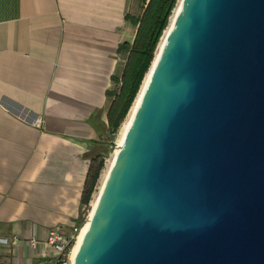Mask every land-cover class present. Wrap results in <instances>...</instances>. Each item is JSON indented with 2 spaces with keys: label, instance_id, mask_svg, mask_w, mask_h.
Listing matches in <instances>:
<instances>
[{
  "label": "water",
  "instance_id": "95a60500",
  "mask_svg": "<svg viewBox=\"0 0 264 264\" xmlns=\"http://www.w3.org/2000/svg\"><path fill=\"white\" fill-rule=\"evenodd\" d=\"M72 264H264V0L181 1Z\"/></svg>",
  "mask_w": 264,
  "mask_h": 264
},
{
  "label": "crops",
  "instance_id": "0c3cea01",
  "mask_svg": "<svg viewBox=\"0 0 264 264\" xmlns=\"http://www.w3.org/2000/svg\"><path fill=\"white\" fill-rule=\"evenodd\" d=\"M147 1L0 0V264L52 262L30 240L78 222Z\"/></svg>",
  "mask_w": 264,
  "mask_h": 264
},
{
  "label": "trees",
  "instance_id": "16d2710c",
  "mask_svg": "<svg viewBox=\"0 0 264 264\" xmlns=\"http://www.w3.org/2000/svg\"><path fill=\"white\" fill-rule=\"evenodd\" d=\"M176 2L177 0H148L146 2L124 72L120 80L116 78V82L120 81L121 85L108 112L106 141L112 137L122 119L127 116L126 114H128L127 112L136 98L135 95H137L141 81L154 58L158 41L168 24ZM103 166L104 157H99L90 169L85 183L82 204L87 205L89 203Z\"/></svg>",
  "mask_w": 264,
  "mask_h": 264
},
{
  "label": "bare ground",
  "instance_id": "6f19581e",
  "mask_svg": "<svg viewBox=\"0 0 264 264\" xmlns=\"http://www.w3.org/2000/svg\"><path fill=\"white\" fill-rule=\"evenodd\" d=\"M181 1L182 0H177V2H176V5H175L170 17H169L168 24H167L166 28L164 29V31H163V33H162V35H161V37H160V39L158 41L157 47H156L155 52H154V58H153V60L151 62V65H150L148 71L146 72V74H145V76L143 78V81L141 82V85H140L139 90L137 92L136 98H135L132 106L130 107V109L128 111L127 117L125 118V120H124V122L122 124L121 134H120V137H119L118 142L116 144V149L114 151V155H113L112 159L110 160V162L108 163V166H107L106 170L104 171L102 182H101L100 188H99V192H97L98 194H97L96 198L94 199L93 203L91 204L92 208L90 210L88 218L92 215V212H93V210H94V208L96 206L99 194H100V192L102 190V187L104 185L105 179H106V177L108 175V172L110 170V167L112 166V164L114 162V159H115L120 147L122 146L125 134H126L128 128L130 126V123H131V121L133 119V116H134V114L136 112L138 104H139V102H140V100L142 98L144 89H145V87H146V85L148 83L151 71H152V69H153V67H154V65H155V63H156V61L158 59L159 53H160V51L162 49L163 43H164V41L166 39V36H167V34L169 33V31H170V29L172 27V24H173V21H174V19L176 17V14L178 13V11L180 9ZM87 228H88V219H87V221H85L82 224V226H81V228L79 230V233L77 234L76 240H75V242L73 244V247H72V250H71L70 263L69 264L73 263V261L75 259V256H76V253H77V250H78V247H79V245H80V243H81V241H82V239H83V237H84V235H85V233L87 231Z\"/></svg>",
  "mask_w": 264,
  "mask_h": 264
},
{
  "label": "built area",
  "instance_id": "2783aa9c",
  "mask_svg": "<svg viewBox=\"0 0 264 264\" xmlns=\"http://www.w3.org/2000/svg\"><path fill=\"white\" fill-rule=\"evenodd\" d=\"M80 228L81 225L79 227L72 226L71 230L66 234L61 232L59 226H55L50 229L44 241L31 239L30 244L34 247L38 246L39 244H43L53 250L55 257L52 262L46 264H69L71 250ZM17 242L18 239L16 237L4 238L0 236V246L7 244H16Z\"/></svg>",
  "mask_w": 264,
  "mask_h": 264
},
{
  "label": "rangeland",
  "instance_id": "374dc122",
  "mask_svg": "<svg viewBox=\"0 0 264 264\" xmlns=\"http://www.w3.org/2000/svg\"><path fill=\"white\" fill-rule=\"evenodd\" d=\"M126 117L127 116H125L122 119V121H121V123H120V125H119V127L117 129V131L112 135V137H110L108 139V141H105L104 145L101 148H99L100 149V152H102V155L101 156L104 157V166L101 169L100 174H99V177H98V179H97V181L95 183V186H94V190H93L91 199H90L89 203L83 207V210L80 213L81 215L79 217V220H78V222H76V224L74 226H77V227H79L80 225L82 226V223L84 221H87V219H88L90 210L92 208V205L91 204L93 203L94 199L96 198V196L98 194L97 192H99V188H100V184L102 182V178H103L104 171L106 170V168L108 166V163L110 162V160L112 159V157L114 155V151L116 149V144H117L118 139H119L120 134H121L122 124H123V122H124V120H125Z\"/></svg>",
  "mask_w": 264,
  "mask_h": 264
}]
</instances>
